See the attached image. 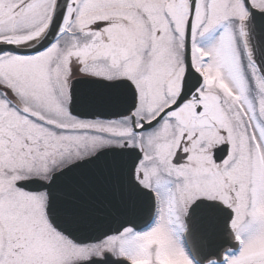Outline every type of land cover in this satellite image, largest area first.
Listing matches in <instances>:
<instances>
[{
	"label": "snow or ice",
	"instance_id": "6c2138e0",
	"mask_svg": "<svg viewBox=\"0 0 264 264\" xmlns=\"http://www.w3.org/2000/svg\"><path fill=\"white\" fill-rule=\"evenodd\" d=\"M0 264H264V0H0Z\"/></svg>",
	"mask_w": 264,
	"mask_h": 264
}]
</instances>
